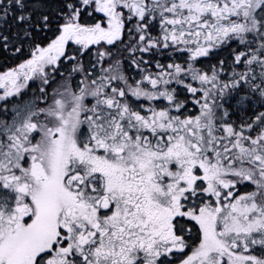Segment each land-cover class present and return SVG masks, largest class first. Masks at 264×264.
<instances>
[{"label": "snow or ice", "instance_id": "obj_1", "mask_svg": "<svg viewBox=\"0 0 264 264\" xmlns=\"http://www.w3.org/2000/svg\"><path fill=\"white\" fill-rule=\"evenodd\" d=\"M0 264H264V0H0Z\"/></svg>", "mask_w": 264, "mask_h": 264}]
</instances>
